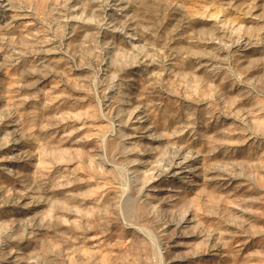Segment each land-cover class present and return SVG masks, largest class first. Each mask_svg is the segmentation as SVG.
I'll use <instances>...</instances> for the list:
<instances>
[{
  "label": "rangeland",
  "instance_id": "1",
  "mask_svg": "<svg viewBox=\"0 0 264 264\" xmlns=\"http://www.w3.org/2000/svg\"><path fill=\"white\" fill-rule=\"evenodd\" d=\"M6 1L0 264H264V0Z\"/></svg>",
  "mask_w": 264,
  "mask_h": 264
},
{
  "label": "bare ground",
  "instance_id": "2",
  "mask_svg": "<svg viewBox=\"0 0 264 264\" xmlns=\"http://www.w3.org/2000/svg\"><path fill=\"white\" fill-rule=\"evenodd\" d=\"M8 3L6 0H0V10L3 11V13L4 12L7 13L11 11V8H10L11 5ZM132 121H133L131 122L132 128L129 129L131 130V132L129 133V136L127 139L129 140L131 146L139 145V144L140 145L142 144L152 145L158 142V138L156 139L155 136L152 134V130H151L152 128L150 127V125L148 128L146 116L144 115V112L142 111L140 107H137L136 110L133 112ZM181 152L176 153L174 156H172V158L168 161V163H165L164 165H161V166L158 165L159 168L156 169V172L153 174L150 180V183H153V184L163 183V185L153 188V189H156L155 190L156 192L158 193L160 192L161 194L163 192L167 195H173L174 192L176 193V191L170 188V185H172L173 182H176L181 179L183 180L182 181L183 183H187L191 185L194 182H198L200 177L201 178L204 177V176H200L201 168L197 166L198 161H199L197 157H194L193 154L191 153H184V151L183 153ZM3 166H2V169L9 171L10 166L6 164H4ZM142 166H145V165H142ZM135 170L137 172L139 168ZM208 172L211 175V179L209 178L208 179L210 181H215L217 184L221 183L222 185V183H225L228 180V178L223 174L214 172L213 170L208 171ZM191 186H193V184ZM194 186H196V183H194ZM194 222L195 221L193 217H189V216L185 217L184 224L186 226H192ZM213 251H214V254L218 252L217 250H213Z\"/></svg>",
  "mask_w": 264,
  "mask_h": 264
}]
</instances>
